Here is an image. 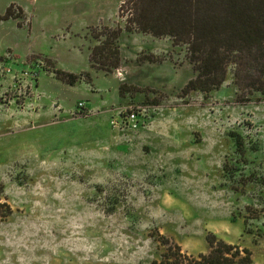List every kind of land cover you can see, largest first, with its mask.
<instances>
[{"label":"rangeland","instance_id":"374dc122","mask_svg":"<svg viewBox=\"0 0 264 264\" xmlns=\"http://www.w3.org/2000/svg\"><path fill=\"white\" fill-rule=\"evenodd\" d=\"M124 1L0 0V15L25 13L0 21V202L14 211L0 264H153L161 236L197 256L211 233L264 264V96L240 98L229 76L184 98L195 73L170 37L124 30L121 67L92 68L89 28L125 29ZM44 58L92 83L62 82ZM125 83L146 90L121 97ZM132 108L140 127L112 124Z\"/></svg>","mask_w":264,"mask_h":264},{"label":"trees","instance_id":"16d2710c","mask_svg":"<svg viewBox=\"0 0 264 264\" xmlns=\"http://www.w3.org/2000/svg\"><path fill=\"white\" fill-rule=\"evenodd\" d=\"M19 10V12L16 11ZM121 17L126 18L125 29L118 26H91V36L97 44L90 47L92 68L111 74L122 65L119 38L124 30L139 32L156 38L170 37L174 47L186 50L195 78L182 90L185 98L192 92L210 94L220 90L229 76L240 91V98L255 94L264 96V0H125ZM128 12V15H123ZM25 17L22 7L11 4L0 21ZM24 23L19 22L22 27ZM41 58L32 55L28 60ZM6 58L0 57V64ZM42 69L62 82L74 86L82 80L92 83L90 73H70L57 68L52 58H44ZM140 63L162 61L152 55H141ZM146 89L122 84L121 97ZM242 144H240L241 146ZM239 146V144H238ZM0 183V197L4 195ZM7 202H0V220L13 214ZM164 248L153 264H256L253 252L219 239L211 233L207 237L210 250L197 256L184 251L172 238L161 236Z\"/></svg>","mask_w":264,"mask_h":264},{"label":"built area","instance_id":"2783aa9c","mask_svg":"<svg viewBox=\"0 0 264 264\" xmlns=\"http://www.w3.org/2000/svg\"><path fill=\"white\" fill-rule=\"evenodd\" d=\"M80 106L83 108L84 103H80ZM143 110H138V109H130L126 110L124 112H120L119 116L121 117V120H118L116 118L112 124L115 125L116 127L119 126L121 127H129L132 129H137L138 127L141 126V123L143 122Z\"/></svg>","mask_w":264,"mask_h":264},{"label":"crops","instance_id":"0c3cea01","mask_svg":"<svg viewBox=\"0 0 264 264\" xmlns=\"http://www.w3.org/2000/svg\"><path fill=\"white\" fill-rule=\"evenodd\" d=\"M105 20H106L107 22L110 21L109 19H108V20L105 19ZM184 69H187V67L184 68ZM184 69H183V70H184ZM183 70H181L180 73H182ZM180 73H175V74H180ZM189 73H190V74L188 75L189 78H188L185 82H183V83H184V84L182 85L183 87H184V86H185V85L191 80V78H192V74H191V72H189ZM126 74H128V72H126ZM128 81H129V83H134L133 81H131V80H129V79H128ZM120 84H121V83H120Z\"/></svg>","mask_w":264,"mask_h":264},{"label":"bare ground","instance_id":"6f19581e","mask_svg":"<svg viewBox=\"0 0 264 264\" xmlns=\"http://www.w3.org/2000/svg\"><path fill=\"white\" fill-rule=\"evenodd\" d=\"M120 76H123L122 74Z\"/></svg>","mask_w":264,"mask_h":264}]
</instances>
